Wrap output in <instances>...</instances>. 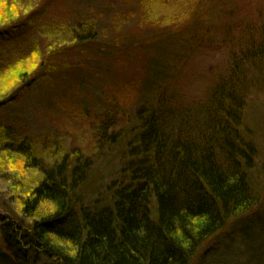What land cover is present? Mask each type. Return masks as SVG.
Instances as JSON below:
<instances>
[{"label":"trees","instance_id":"trees-1","mask_svg":"<svg viewBox=\"0 0 264 264\" xmlns=\"http://www.w3.org/2000/svg\"><path fill=\"white\" fill-rule=\"evenodd\" d=\"M7 1L8 6L19 5L17 0ZM35 14L1 23L0 42L26 31ZM189 15L179 22L181 29L198 23ZM260 20L258 28L245 26L242 39H222L224 48L230 46L232 64L211 75L204 98L188 102L176 92L163 93L156 104L137 108V126L132 130L136 134L128 138L109 133L112 125L106 122L113 119L105 120L99 128L100 143L121 138L118 141L130 151L125 179L111 183L106 200H95L92 168L79 153L40 166L37 183L11 197L19 215L8 207L0 210V237L13 262L195 264L215 238L259 217L263 200L252 179L258 152L245 113L249 89L264 76V15ZM179 29L170 26L166 33L176 39ZM26 61L25 57L23 64ZM27 65L12 97H24L31 79L40 84L48 78L51 83L52 71L58 68L45 66L41 76L33 78L41 71ZM251 70L258 74L251 75L252 82ZM1 89L0 105L7 103H1V93L7 90ZM0 146L15 150V157L27 162L15 168L19 172L33 170L39 161L23 141L12 142L1 124Z\"/></svg>","mask_w":264,"mask_h":264},{"label":"rangeland","instance_id":"rangeland-1","mask_svg":"<svg viewBox=\"0 0 264 264\" xmlns=\"http://www.w3.org/2000/svg\"><path fill=\"white\" fill-rule=\"evenodd\" d=\"M17 1L19 5L8 6L0 0V24L32 11L38 16L26 31L0 42V87L9 86L1 93V103H7L0 105V124L8 128L12 142L23 141L34 149L39 161L33 170L19 172L15 168L27 162L0 146V210L8 207L15 215L19 212L11 197L37 183L39 167L75 153L89 160L95 200H106L111 183L125 179L130 151L121 138L100 143L105 120L113 119L106 122L112 125L109 133L128 138L137 126V108L156 104L163 93L176 92L188 102L204 98L211 75L232 64L230 46L224 48L222 39H242L245 26L258 28L264 15V0ZM189 13L198 23L181 29L179 22ZM170 26L180 28L176 39L166 33ZM25 65L41 71L33 78L45 66L58 68L51 83L48 78L40 84L31 79L24 97H12ZM249 75L252 82L258 74L251 70ZM257 78L258 85L249 89L245 116L258 152L252 179L263 209L248 225L215 238L195 264H264V76ZM0 264H16L1 237Z\"/></svg>","mask_w":264,"mask_h":264}]
</instances>
